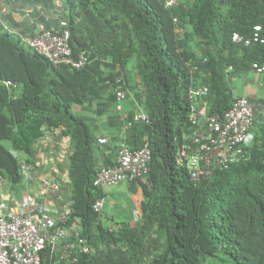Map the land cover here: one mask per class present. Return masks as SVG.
<instances>
[{
	"label": "trees",
	"instance_id": "obj_1",
	"mask_svg": "<svg viewBox=\"0 0 264 264\" xmlns=\"http://www.w3.org/2000/svg\"><path fill=\"white\" fill-rule=\"evenodd\" d=\"M64 2L73 54L90 53L83 68L52 64L20 38L0 34V79L17 84L8 89L0 83V175L12 185L19 183V159L11 150L30 154L44 125L63 127L75 144L68 165L72 204L67 223L77 221L79 235L93 247V252L78 256L77 264H139L143 256L149 257L148 264H208L207 259L264 264V122L248 159L197 182L176 167L173 141L188 122L191 63L199 68L195 77L210 88L209 112L222 115L234 101L229 77L247 72L264 57V45L244 47L231 41L233 32L247 34L254 25L264 27V0H194L187 9L181 0L175 9H166L163 0ZM218 2L227 5L224 19ZM185 22L202 39L220 42L217 57L207 51L196 56L179 41L177 29ZM105 60L121 72L135 62L144 88L149 122H136L144 139L134 148L148 141L151 160L149 184H140L146 198L140 208L143 221L135 226L104 227L102 214L92 209L95 199L103 196L93 184L94 141L88 125L71 109L84 100ZM225 66L232 67L229 74ZM153 225L159 236L164 234L162 241L159 236L149 238ZM95 239L105 249H95Z\"/></svg>",
	"mask_w": 264,
	"mask_h": 264
},
{
	"label": "built area",
	"instance_id": "obj_2",
	"mask_svg": "<svg viewBox=\"0 0 264 264\" xmlns=\"http://www.w3.org/2000/svg\"><path fill=\"white\" fill-rule=\"evenodd\" d=\"M166 9H175L179 0H163ZM176 17L173 22L176 23ZM59 30L36 29L31 35L20 37L22 43L45 57L52 64H62L71 70H79L90 62L89 52L73 54L69 45L70 31L67 21L61 20ZM264 27L254 25L249 33L233 32L231 41L244 47L264 45ZM205 61V59L203 60ZM189 84L186 95L189 102L188 122L180 133L174 136L175 165L189 174L192 182L211 178L216 171L227 169L231 164L249 158L255 134L254 129L264 116V100L257 105L246 97H235L230 108L222 115L209 112L210 88L195 77L198 66L191 63ZM228 66L224 71L229 74ZM251 71L264 76V57L251 64ZM204 74H202L203 76ZM6 88H17L11 80L0 79ZM117 98L124 94L116 92ZM118 108H120L118 106ZM148 123L143 106H138L133 122ZM105 143V139H99ZM151 151L149 142L140 147L121 143L114 165L97 170L94 186L102 189L117 186L121 182H135L148 185ZM20 175L30 177L31 165L19 160ZM41 185L51 197L60 194V182L43 178ZM2 197V195H0ZM104 197H98L92 204L95 212L102 213ZM70 206L60 207L50 213L43 200L27 193L18 204L0 203V264H77L78 256L93 252L88 239L78 233V222L67 223ZM117 224L111 225L116 228Z\"/></svg>",
	"mask_w": 264,
	"mask_h": 264
},
{
	"label": "crops",
	"instance_id": "obj_3",
	"mask_svg": "<svg viewBox=\"0 0 264 264\" xmlns=\"http://www.w3.org/2000/svg\"><path fill=\"white\" fill-rule=\"evenodd\" d=\"M65 15L64 0H0V34L7 33L18 39L31 35L38 28L57 31ZM236 75L242 77L238 79L232 75L227 81L233 98L246 97L257 105L259 98L264 97V76L251 70ZM117 91L124 94L123 99L117 98ZM143 103L144 88L131 63L121 72L109 60L103 61L89 83L84 100L71 107L73 114L84 120L91 131L96 170L115 164L121 143L136 147L144 139L136 129V122H133L134 113ZM99 139H105L106 142L99 143ZM31 148L30 154L17 151L22 157L18 159L31 165L28 179L21 177L19 183L12 185L7 176L0 175V203L18 204L27 193L32 192L35 197L43 200L52 214L62 206H70L72 191L68 165L69 157L75 149L72 138L63 133V127L44 125L41 137L32 143ZM12 152L14 154L15 150ZM43 178L60 182L59 196L51 197L47 194L41 185ZM128 184L121 182L101 190L105 200L103 209L110 206L109 210L117 217L120 216L121 221L132 224L134 216L130 207L137 209L143 196L137 187L131 192ZM123 198L127 202L123 203ZM121 204L125 205V209H118Z\"/></svg>",
	"mask_w": 264,
	"mask_h": 264
},
{
	"label": "rangeland",
	"instance_id": "obj_4",
	"mask_svg": "<svg viewBox=\"0 0 264 264\" xmlns=\"http://www.w3.org/2000/svg\"><path fill=\"white\" fill-rule=\"evenodd\" d=\"M194 0H181V3H182V6L185 7V9H187L189 6H191L193 4ZM218 7H219V12L221 13V17H223V19L225 18V14H226V9H227V5L225 3H221V2H218ZM75 21H77L75 19ZM182 28H178L177 29V36H178V39L180 42H185V44L188 46V48L196 55V56H200L201 54L205 53L207 51V55H213V56H218L219 55V47H220V42H218L216 39L214 38H208L207 40L205 39H202L200 36L196 35L193 33L192 31V27L191 25H189L187 22L185 23H182ZM219 26V23H217V27ZM131 67L134 71V73H136V67H135V62H132L131 63ZM227 67L225 66L224 67V70L226 69ZM235 78H238L239 77H242V76H239V75H235L234 76ZM264 99V97H260L259 98V102H261L262 100ZM264 122V116H260V123ZM259 123V124H260ZM257 125L255 128V137L256 139L259 137L260 133H259V129L258 127L260 125ZM255 140V138H254ZM3 145L11 150V145H10V142L7 141V140H4L3 142ZM13 151V150H12ZM17 158H22L21 155L19 154V152L15 151L14 153ZM129 188L131 190V192H134V188L136 189L139 188L142 192V188L139 184L137 183H129ZM142 201L139 203V205L137 206V209H131L132 207H130V210L131 213L133 214L134 216V222L132 224L128 223V222H124V221H121V217H117L116 215H114L112 213V210L110 209L109 210V207H105L103 209V212L101 213L102 214V225L105 227H111V225H114V224H117L118 226L119 225H123V224H128L130 226H135V225H139L142 221H143V217L141 215V204L144 203L146 201V198L144 197V195L142 194ZM122 202H127V199H124L122 200ZM116 207V206H114ZM124 208L125 209V205L121 204L120 206H118V209H122ZM113 216V217H111ZM159 236V233L157 232L156 230V227L155 225H153L151 227V229L149 230V238L152 240V239H155L156 237ZM159 241H162V238L164 237V234H161L160 233V236H159ZM95 249H98V250H103L105 249L104 247V244L100 241H98L97 239H95ZM143 259L144 261L140 262L139 264H148L149 262V257H146V256H143ZM206 262L208 264H225V263H220V262H217V261H214L213 259H207ZM227 264V263H226Z\"/></svg>",
	"mask_w": 264,
	"mask_h": 264
},
{
	"label": "clouds",
	"instance_id": "obj_5",
	"mask_svg": "<svg viewBox=\"0 0 264 264\" xmlns=\"http://www.w3.org/2000/svg\"><path fill=\"white\" fill-rule=\"evenodd\" d=\"M20 160V159H19ZM138 184V183H137ZM140 185V184H139Z\"/></svg>",
	"mask_w": 264,
	"mask_h": 264
}]
</instances>
